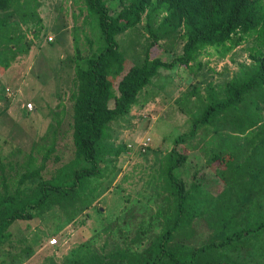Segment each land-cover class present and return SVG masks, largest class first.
Returning <instances> with one entry per match:
<instances>
[{
    "label": "trees",
    "instance_id": "obj_1",
    "mask_svg": "<svg viewBox=\"0 0 264 264\" xmlns=\"http://www.w3.org/2000/svg\"><path fill=\"white\" fill-rule=\"evenodd\" d=\"M85 3L89 16L99 19L103 41L97 53L82 57L79 51L75 60L74 157L44 175L53 156L62 160L56 153L58 119L22 159L1 162L0 248L10 247L9 260L0 264H20L35 254L27 238L15 244L11 228L17 221L61 210L67 225L84 213L93 215L105 183L118 173L116 160L128 150L112 143V124L132 112L161 69L201 68L208 47L225 57L252 37L251 63L225 83L209 81L204 93L196 84L177 99L193 124L156 159L148 200L125 206L104 223L103 243H81L64 264H264V0ZM42 5L43 0H0L1 73L41 37ZM143 21L149 40L139 43L142 51L127 65L121 35ZM165 40L173 45L167 49L175 53L171 60L153 52ZM176 43H182L181 53ZM200 134L201 141L192 144ZM200 142L216 144L208 158L200 148L193 151ZM96 232L100 237L101 230Z\"/></svg>",
    "mask_w": 264,
    "mask_h": 264
},
{
    "label": "rangeland",
    "instance_id": "obj_2",
    "mask_svg": "<svg viewBox=\"0 0 264 264\" xmlns=\"http://www.w3.org/2000/svg\"><path fill=\"white\" fill-rule=\"evenodd\" d=\"M40 13L46 28L35 40L32 51L20 57L6 72H0V173L1 162L22 159L33 144L41 140L49 124L57 125L58 119H62V123L57 125L56 153L62 160L56 162L53 156L44 175L50 177L74 157L71 89L75 60L79 51L82 57H87L102 47L99 19L89 16L85 0H43ZM145 25L146 21H143L137 28L121 35L128 50L127 65L132 64V55L136 51H142L139 43L149 40ZM30 37L33 36L30 34ZM49 41L55 44L51 45ZM253 43L254 37L225 57L216 48L208 47L201 56V68L175 66L161 69L159 76L141 93L132 112L112 124V143L127 146L128 150L116 160L118 173L105 183L108 189L96 201L93 215L87 217L84 213L67 225L61 210H58L59 214L50 213L31 221H17L11 228L15 244L19 245L18 239L27 238L29 244L35 246V254L20 264H64L71 250L81 243L92 240L96 244L103 243L106 238L102 233L104 223L120 214L125 206L148 200L154 192L150 181H153L151 175L156 159L173 148L180 134L190 131L192 119L177 99L193 85L199 84L204 93L209 81L219 84L231 79L243 64L251 63L249 47ZM174 46L176 52H182V43ZM170 47H173L171 41L165 40L153 48V52L171 60L175 53L168 51ZM120 76L114 75L115 82ZM200 136L194 137L191 143L198 144ZM212 137L206 140L211 141ZM203 144L200 142L193 151L200 148L208 158L216 144ZM219 169L222 173L226 171L224 166ZM99 207L102 213L97 211ZM98 229L102 233L100 237L96 232ZM9 247L5 244L0 248V262L9 260Z\"/></svg>",
    "mask_w": 264,
    "mask_h": 264
},
{
    "label": "built area",
    "instance_id": "obj_3",
    "mask_svg": "<svg viewBox=\"0 0 264 264\" xmlns=\"http://www.w3.org/2000/svg\"><path fill=\"white\" fill-rule=\"evenodd\" d=\"M29 106H30V108H32V104H31V103L29 104ZM55 241H56V240H54V242H55Z\"/></svg>",
    "mask_w": 264,
    "mask_h": 264
}]
</instances>
